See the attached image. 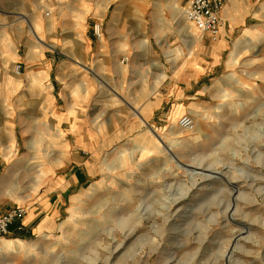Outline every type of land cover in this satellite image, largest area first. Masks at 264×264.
<instances>
[{
  "label": "rangeland",
  "instance_id": "rangeland-1",
  "mask_svg": "<svg viewBox=\"0 0 264 264\" xmlns=\"http://www.w3.org/2000/svg\"><path fill=\"white\" fill-rule=\"evenodd\" d=\"M120 1H111L105 10L114 13ZM170 1L163 3L164 20L172 27L162 46L168 92L175 84L173 60L188 53ZM83 5L90 7L94 27L101 0H0V37L5 32L19 48L27 39L21 26L29 31L38 13L47 21L54 12L55 28L61 31L68 26L67 16ZM155 17L149 13L144 18L151 33L161 25L162 18ZM251 37L254 41L238 44L234 66L228 65L229 52L219 74L197 85L210 97L197 100L204 109L185 114L202 124V133L179 126L182 134L176 137L181 140L174 146V140L168 141L169 116H156L165 134L160 152L145 155L137 147L143 132L104 147L94 164L103 178L85 186L87 195L62 213L52 231L25 229L0 237V264H264V26ZM180 91H186L184 84ZM175 117L178 123L181 115ZM120 156L126 159L123 165ZM40 163L7 164L18 167L7 184L34 190ZM16 240L24 243L21 251L3 246V241Z\"/></svg>",
  "mask_w": 264,
  "mask_h": 264
},
{
  "label": "crops",
  "instance_id": "crops-1",
  "mask_svg": "<svg viewBox=\"0 0 264 264\" xmlns=\"http://www.w3.org/2000/svg\"><path fill=\"white\" fill-rule=\"evenodd\" d=\"M111 1L101 0L104 6L94 14L102 24L100 39L88 5L68 15V26L61 31L55 28L54 12L47 14V21L38 13L29 22V31L21 26L27 39L19 48L5 32L0 37V214L27 206V233L52 231L62 213L87 195L85 186L103 178V170L94 164L104 147L117 146L128 141L129 134L143 132L137 147L145 155L160 152L165 134L161 133L164 126L155 123L156 116H169L168 141L179 145L181 137L176 136L182 133L175 116L204 109L197 100L210 97L198 91L200 80L217 76L229 52L227 63L234 66L240 56L238 44L254 41L251 36L256 28L264 26V0H227L221 10L220 36L212 42L178 11L181 0H171L188 53L173 60L175 84L171 82L168 92L167 57L162 48L172 27L164 20L167 0H121L114 13L105 10ZM149 13L154 19L162 18L154 33L146 29L144 18ZM18 64L22 71L15 74ZM183 84L186 91L181 93ZM185 98L192 101L186 103ZM22 161L41 162L36 186L29 192L7 184L18 170L7 164ZM125 161L120 156L118 163Z\"/></svg>",
  "mask_w": 264,
  "mask_h": 264
},
{
  "label": "built area",
  "instance_id": "built-area-1",
  "mask_svg": "<svg viewBox=\"0 0 264 264\" xmlns=\"http://www.w3.org/2000/svg\"><path fill=\"white\" fill-rule=\"evenodd\" d=\"M227 0H183L186 20L194 25L202 35L208 34L211 39L217 40L220 36L223 20L221 10ZM97 38L102 37V24L94 25ZM22 65L15 67V72L20 74ZM180 126L191 131L195 128V120L190 114H185L179 119ZM27 215L25 206L12 207L0 214V237L12 232H23L26 229L24 219Z\"/></svg>",
  "mask_w": 264,
  "mask_h": 264
},
{
  "label": "bare ground",
  "instance_id": "bare-ground-1",
  "mask_svg": "<svg viewBox=\"0 0 264 264\" xmlns=\"http://www.w3.org/2000/svg\"><path fill=\"white\" fill-rule=\"evenodd\" d=\"M178 11H180L181 12V14L182 15H184L185 16V10L183 9V8H179V10ZM189 24H191V23H189ZM192 25V24H191ZM193 27H194V25H192ZM195 28V27H194ZM34 29H36V28H34ZM143 29V28H142ZM191 29V28H190ZM196 29V28H195ZM197 30V29H196ZM197 32H198V30H197ZM38 41H41L42 42V35L41 34H39L38 35ZM177 76V75H176ZM180 119V118H179ZM179 119H178V124H179ZM179 126H180V124H179ZM181 127V126H180ZM182 128V127H181ZM183 129V128H182ZM185 129H183V131H184ZM185 131H187V130H185ZM188 132H192V133H197V134H200V133H202V124L200 123V122H195V128L193 129V130H191V131H188ZM192 135V134H191ZM3 246H5V247H12V249H14V250H20L21 251V249L23 248V246H24V243H21L20 241H18V240H16V241H3ZM25 247V246H24Z\"/></svg>",
  "mask_w": 264,
  "mask_h": 264
}]
</instances>
